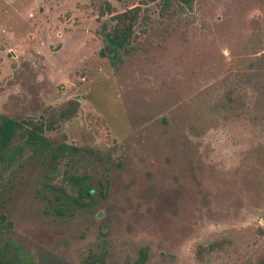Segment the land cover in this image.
<instances>
[{
  "label": "rangeland",
  "instance_id": "rangeland-1",
  "mask_svg": "<svg viewBox=\"0 0 264 264\" xmlns=\"http://www.w3.org/2000/svg\"><path fill=\"white\" fill-rule=\"evenodd\" d=\"M168 1L0 0V115L56 122L7 176L0 248L34 264H81L97 244L105 264L142 248L144 264H264V124L213 106L231 89L251 101L264 0ZM134 6L130 43L101 56ZM78 173L92 201L59 215Z\"/></svg>",
  "mask_w": 264,
  "mask_h": 264
},
{
  "label": "trees",
  "instance_id": "trees-1",
  "mask_svg": "<svg viewBox=\"0 0 264 264\" xmlns=\"http://www.w3.org/2000/svg\"><path fill=\"white\" fill-rule=\"evenodd\" d=\"M163 7L164 11L167 10L170 7V2L164 0ZM139 15V6L125 9L113 15L114 23L105 33V43L100 49L101 56L114 58L121 49L130 43ZM257 52L254 51L255 56L248 64L249 69L246 78L253 92L250 103L246 104L240 92L231 89L216 100L213 105L214 111L223 116H244L254 123L264 124V55L262 53L257 54ZM55 124V120L49 122L40 119L17 121L11 117L0 115V198L8 183L7 176L16 171L18 167L23 166L30 157L45 145L47 137L44 132L52 130ZM58 149L61 151L58 154L60 156L65 155L68 164L71 152L65 150L64 147ZM48 182L50 185L56 186L51 178ZM69 182H71V188L74 189L76 195L66 192L69 195V201L65 202L67 203L65 208L55 210L59 215L68 214L70 201L81 207L89 205L92 201L93 188L85 173L71 176ZM101 185L103 189H106L108 186L107 177ZM216 246L217 242L210 243L208 249H214ZM106 258L107 249L103 244H97L87 249L81 259V264H105ZM146 259L147 249L142 248L134 264H144ZM0 264H34V260L21 246L8 242L0 248Z\"/></svg>",
  "mask_w": 264,
  "mask_h": 264
}]
</instances>
